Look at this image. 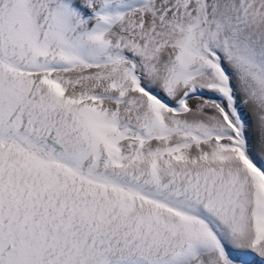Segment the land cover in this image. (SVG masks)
I'll use <instances>...</instances> for the list:
<instances>
[{
    "label": "snow or ice",
    "instance_id": "snow-or-ice-1",
    "mask_svg": "<svg viewBox=\"0 0 264 264\" xmlns=\"http://www.w3.org/2000/svg\"><path fill=\"white\" fill-rule=\"evenodd\" d=\"M0 264H264V0H0Z\"/></svg>",
    "mask_w": 264,
    "mask_h": 264
}]
</instances>
